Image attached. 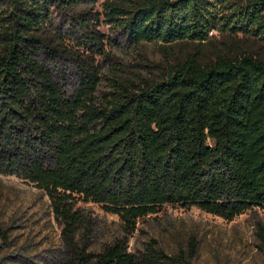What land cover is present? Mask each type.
Returning a JSON list of instances; mask_svg holds the SVG:
<instances>
[{
    "label": "trees",
    "instance_id": "1",
    "mask_svg": "<svg viewBox=\"0 0 264 264\" xmlns=\"http://www.w3.org/2000/svg\"><path fill=\"white\" fill-rule=\"evenodd\" d=\"M95 1L9 0L0 10V173L46 194L71 264H194L136 258L121 240L86 252L74 238L85 220L78 204H98L128 231L168 204L226 220L264 210V61L190 54L150 79L114 77L98 93V69L82 60L81 84L68 91L54 72L63 49L52 9ZM103 4L130 44L153 42L163 54L170 43L207 41L212 29L264 42V0Z\"/></svg>",
    "mask_w": 264,
    "mask_h": 264
},
{
    "label": "rangeland",
    "instance_id": "2",
    "mask_svg": "<svg viewBox=\"0 0 264 264\" xmlns=\"http://www.w3.org/2000/svg\"><path fill=\"white\" fill-rule=\"evenodd\" d=\"M8 3L0 0V10ZM103 8V0H96L52 9V30L61 36L56 41L63 49L58 61H53L54 72L68 91L81 84L78 64L82 60L98 69V93L107 92L114 77L150 79L159 73V66L190 54L201 63L218 55L242 54L264 61L263 41L217 29L201 43L167 44L164 54L153 42L130 44L119 27L104 19ZM78 205L85 220L74 238L86 252H99L121 240L136 258L150 252L183 257L194 264H264V210L258 207L226 220L196 206L168 204L139 218L128 231L116 214L98 204ZM63 226L45 193L19 177L0 173V264H71Z\"/></svg>",
    "mask_w": 264,
    "mask_h": 264
}]
</instances>
